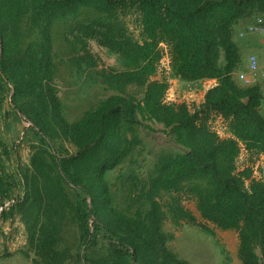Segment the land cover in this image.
<instances>
[{
    "label": "trees",
    "instance_id": "16d2710c",
    "mask_svg": "<svg viewBox=\"0 0 264 264\" xmlns=\"http://www.w3.org/2000/svg\"><path fill=\"white\" fill-rule=\"evenodd\" d=\"M127 16L139 24L138 37ZM257 16L264 18V0H0V110L11 90L12 110L38 137L20 173L22 194L1 217L19 216L32 264H188L167 246L165 194L172 196L173 223L187 220L207 230L180 202L193 197L205 221L236 231L242 264H264V178L236 167L242 149L264 160V89L236 79L243 67L233 38L235 28ZM56 37L78 50L72 57L77 69L98 66L89 40L125 64L95 70L113 93L73 121L57 94ZM162 45L180 81L216 79L198 107L165 100L169 83L154 78ZM130 86L142 96L129 94ZM216 116L227 136L212 128ZM143 120L161 123L183 151L160 152L146 178L118 174V194L110 171L138 143ZM4 166L0 153L2 204L12 198ZM71 229L76 251L66 241Z\"/></svg>",
    "mask_w": 264,
    "mask_h": 264
},
{
    "label": "rangeland",
    "instance_id": "374dc122",
    "mask_svg": "<svg viewBox=\"0 0 264 264\" xmlns=\"http://www.w3.org/2000/svg\"><path fill=\"white\" fill-rule=\"evenodd\" d=\"M125 21L129 31L138 37L139 24L136 19L127 16ZM259 35L263 36L264 34ZM233 38L236 42L239 41L236 28ZM162 47L164 54L154 78L167 79L169 88L165 94V100L176 103L185 102L191 109L198 107L200 105L198 95L200 87L184 83L172 74L167 47L166 45H162ZM87 48L98 63L95 70L125 68V64L119 56L99 45L95 40H89ZM54 51L57 66L55 79L57 94L62 101L63 113L68 120L73 121L80 117L84 111L92 108L99 100L113 92L107 88L92 68L82 66V69H77L73 66L72 57L78 54V50L72 52L62 38H55ZM241 54H243V62L248 64L250 52L243 51ZM220 61L224 62L222 52ZM258 64L259 62H257V71L259 70ZM236 79L238 80V78ZM127 91L137 98H140L143 92L141 88L135 86H130ZM10 93L11 90L5 91L0 110V153L5 164L4 179L10 181L12 197L5 199L3 204L0 202V264H32L33 253L28 250L25 229L19 216L14 214L5 220L1 217L2 210L11 207L17 197L22 194L23 186L20 173L29 163L31 144L37 143L38 140L30 128V122L12 110ZM210 124L217 131H221L223 128L219 123H215V118H211ZM136 130L139 138L138 143L125 160L109 174V179L112 182H117L113 188L118 194L122 191L119 188V180L116 179L118 174L124 176L137 174L139 177L146 178L160 152L177 154L183 151L181 146L174 143L169 131L161 123L143 120L141 124H138ZM63 146L67 147L69 152L75 151V147L67 142H64ZM236 167L238 170L251 167L254 177L264 178L262 154L242 149L236 159ZM120 199L121 197H117L118 202ZM171 199V194H165L161 199L165 211L163 229L171 235L167 242V246L171 250L187 260L188 264H242L236 253L238 246L236 231L220 230L205 221L196 208L195 200L190 196H182L180 202L194 216L195 222L206 226L207 230L187 220H179L178 224H175L172 222L167 208ZM73 232L71 229L66 241H69L70 245H73V251H76L78 244L73 239ZM98 239L101 242V238L98 237ZM82 249L84 248L82 247ZM26 252H28V256L25 254ZM74 260H69L66 264H77V261Z\"/></svg>",
    "mask_w": 264,
    "mask_h": 264
},
{
    "label": "crops",
    "instance_id": "0c3cea01",
    "mask_svg": "<svg viewBox=\"0 0 264 264\" xmlns=\"http://www.w3.org/2000/svg\"><path fill=\"white\" fill-rule=\"evenodd\" d=\"M247 23L248 22H242L238 26V29H237V34L239 37V41H237V43L239 45V52H240L241 62H242V67H243L242 69L240 68L238 71L244 70V69L247 70L248 68V64L243 62V54H241V52L249 51L250 55L252 54L255 55L259 62L258 64L259 70L257 71L258 74L256 72V82L260 83L264 89V35L262 36L259 34H246L243 37L239 36V32L245 28ZM189 83L195 87H200V91L198 95H199V102L202 103L205 92L210 87L216 84V79H202V80L189 82ZM263 95H264V92H263ZM260 111L264 113V96H263L262 104L260 106ZM214 118H215V123H219L221 127L224 125V122L222 121L220 117L216 116Z\"/></svg>",
    "mask_w": 264,
    "mask_h": 264
},
{
    "label": "built area",
    "instance_id": "2783aa9c",
    "mask_svg": "<svg viewBox=\"0 0 264 264\" xmlns=\"http://www.w3.org/2000/svg\"><path fill=\"white\" fill-rule=\"evenodd\" d=\"M246 34H264V18L262 16L255 17L253 21L249 22L245 28L239 32V36L241 37ZM257 62V57L252 54L249 56L247 70L237 72L236 76L243 84L249 85L256 81ZM215 131L220 136H227L225 125H223V128L221 129L222 132L217 130Z\"/></svg>",
    "mask_w": 264,
    "mask_h": 264
}]
</instances>
